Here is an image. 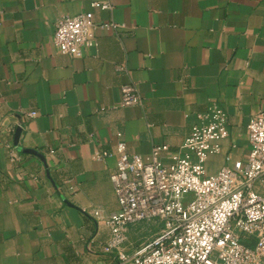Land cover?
Listing matches in <instances>:
<instances>
[{
	"label": "crops",
	"instance_id": "obj_1",
	"mask_svg": "<svg viewBox=\"0 0 264 264\" xmlns=\"http://www.w3.org/2000/svg\"><path fill=\"white\" fill-rule=\"evenodd\" d=\"M111 3L0 0V264H120L103 248L119 207L110 175L120 139L146 162L166 145L158 160L169 164L216 102L228 135L207 173L247 162V126L264 111V0ZM86 11L125 28L98 27L80 57L60 52L57 18ZM125 83L141 103L120 105ZM156 230L129 225L125 250Z\"/></svg>",
	"mask_w": 264,
	"mask_h": 264
},
{
	"label": "built area",
	"instance_id": "obj_2",
	"mask_svg": "<svg viewBox=\"0 0 264 264\" xmlns=\"http://www.w3.org/2000/svg\"><path fill=\"white\" fill-rule=\"evenodd\" d=\"M90 1L93 8H112L111 0ZM98 27L125 28L114 21L96 24L93 11L80 12L57 18L53 43L80 57L96 46ZM141 100L134 83L121 86V106ZM247 127L246 164L236 161L214 174L207 173L206 162L228 135V114L216 102L196 115L182 151L169 164L158 160L166 145L154 146L153 160L146 162L129 154L120 139L117 169L110 175L119 207L105 220L111 233L104 251L116 252L120 264H264V111L252 115ZM139 222L157 230L127 252L128 226Z\"/></svg>",
	"mask_w": 264,
	"mask_h": 264
},
{
	"label": "water",
	"instance_id": "obj_3",
	"mask_svg": "<svg viewBox=\"0 0 264 264\" xmlns=\"http://www.w3.org/2000/svg\"><path fill=\"white\" fill-rule=\"evenodd\" d=\"M28 152H32V153H35V154H37V155H39V156H42L40 153H38L37 151H35V150H27Z\"/></svg>",
	"mask_w": 264,
	"mask_h": 264
}]
</instances>
